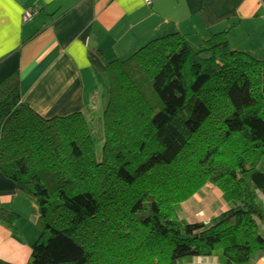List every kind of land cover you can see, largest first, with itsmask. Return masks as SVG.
I'll list each match as a JSON object with an SVG mask.
<instances>
[{"label":"trees","instance_id":"trees-1","mask_svg":"<svg viewBox=\"0 0 264 264\" xmlns=\"http://www.w3.org/2000/svg\"><path fill=\"white\" fill-rule=\"evenodd\" d=\"M104 76L99 124L82 112L44 118L21 102L18 71L0 81V173L38 211L26 264L262 256L264 61L231 49L227 29L197 48L172 33L106 62ZM207 184L227 208L206 223L181 219ZM17 218L0 209L6 227Z\"/></svg>","mask_w":264,"mask_h":264},{"label":"crops","instance_id":"crops-1","mask_svg":"<svg viewBox=\"0 0 264 264\" xmlns=\"http://www.w3.org/2000/svg\"><path fill=\"white\" fill-rule=\"evenodd\" d=\"M28 8L37 13L23 21ZM226 29L231 49L264 61V0H0V81L18 71L21 102L44 118L82 112L99 124L106 62L126 59L156 37L179 33L197 48ZM214 189L207 200L216 210L207 222L224 211ZM0 209L18 214L13 229L0 223V260L26 264L40 235L37 207L1 173ZM178 264L220 263L201 256ZM249 264H264V254Z\"/></svg>","mask_w":264,"mask_h":264},{"label":"rangeland","instance_id":"rangeland-1","mask_svg":"<svg viewBox=\"0 0 264 264\" xmlns=\"http://www.w3.org/2000/svg\"><path fill=\"white\" fill-rule=\"evenodd\" d=\"M101 144L102 142L100 140H98V142L95 144V150H96V154L97 156L100 155V151H101ZM258 168L260 171L264 172V161H261L258 165ZM207 188H205L206 190L204 191V193H200L198 195H195L194 198H190L189 200H187L186 202L182 203L179 207V214H180V218H184L186 220H191V221H204L207 222L208 218L211 216V214L213 213V210H216V206L215 208H213L214 206H211L210 204H208V198L211 199V197H209V195H211V193L213 194V192L215 193V187L207 184L206 185ZM217 189V188H216ZM202 190V189H201ZM200 190V191H201ZM218 193V192H217ZM197 194V193H196ZM219 194V193H218ZM202 200L200 201V203L196 206L193 207V205L197 202H199L198 200ZM205 201H207V204L204 205V203H206ZM215 201H219V204L217 205L218 208L222 207L223 210H225L226 204L224 203L222 197L219 196V198L215 197ZM219 210V209H217ZM47 237V233H45L44 238Z\"/></svg>","mask_w":264,"mask_h":264},{"label":"built area","instance_id":"built-area-1","mask_svg":"<svg viewBox=\"0 0 264 264\" xmlns=\"http://www.w3.org/2000/svg\"><path fill=\"white\" fill-rule=\"evenodd\" d=\"M146 5H151L152 0H143ZM37 13V10L35 8H28L24 10L22 19L23 21H29L31 20Z\"/></svg>","mask_w":264,"mask_h":264}]
</instances>
